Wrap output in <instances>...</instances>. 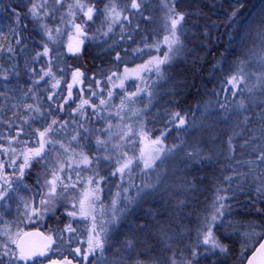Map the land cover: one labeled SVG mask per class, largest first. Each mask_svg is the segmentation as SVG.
Segmentation results:
<instances>
[{"label": "trees", "instance_id": "trees-1", "mask_svg": "<svg viewBox=\"0 0 264 264\" xmlns=\"http://www.w3.org/2000/svg\"><path fill=\"white\" fill-rule=\"evenodd\" d=\"M102 1L87 0L86 6H95L97 10L93 13L91 21L85 23L87 17L84 13L73 21V25L82 24L87 33V38L81 37L84 42L80 46V51L74 53L65 47L58 49L49 41L40 26L47 23L41 20L37 22L31 15H25L33 0H0V18L10 23L12 31L9 42V47L12 49L10 58L18 66L14 69L27 78L31 76L33 79L39 78L38 89L44 93L45 125L52 118L67 121L62 133L66 134L65 131H67L68 142L79 144L89 158L99 159V163L97 159H92L90 165H84V168L74 176H69L70 178L58 172L63 184L68 187L65 190L58 182L55 203L48 211L42 210L43 206L39 204V200L47 199L41 194L46 193L47 187L43 186L44 181L52 178L53 170L49 168L42 170L44 167L41 163L38 166L33 164V171L27 173L28 177L33 178L32 182L30 179H27V182L33 185V189H38V194L34 195L36 202L34 201L33 206L41 209L33 213L29 220L30 227H39L53 234L57 241L55 252L58 255L62 254L58 256L61 258L73 257L75 245H81L82 253L87 251V240L92 231V216L95 217L97 232L102 226L106 229L112 226L114 213L116 219L121 218L131 203H135L136 198L145 190V185L152 186L160 176L164 157L170 152L168 149L173 145L180 146L184 144L185 138L188 139L191 123H194L201 103L207 95L210 94L211 97L217 95L218 100L219 93L231 89V87H222L223 82L226 83L235 75L227 68L229 61L238 64L242 62L240 53L232 46V25L234 27L236 19L246 9L258 8L261 0H172L175 11L185 13L177 32L182 41L181 52L173 57L170 64L162 65L163 79L158 78L154 70L140 72L139 76L129 74L126 79H123V88L120 84L125 68L137 69V66L144 65L153 57L163 58L168 53L166 47L158 41L161 38L162 30L160 29L162 28L154 21L155 17L162 15L159 9L161 0H137L141 3V8L138 10L129 8L124 11L120 22L115 23L108 34L104 33L98 23ZM239 1L241 5L238 8L233 6L234 2ZM12 9L21 13L19 25L15 22L16 18ZM54 9L57 11L56 8ZM233 11H237L236 17L231 16ZM154 12L158 15L155 16ZM124 16L128 19L124 20ZM30 22H33V26ZM75 34L74 30L72 37ZM45 45L49 49L47 55L43 54ZM137 49L142 51H136ZM49 68L54 78L44 76V79H41L40 77ZM76 69H81L84 75L81 78L82 83L72 88V98L69 99L67 85L72 83V73ZM108 77L112 79L109 80ZM56 80L60 83L54 88ZM258 83V86H254L253 93L243 95L244 100L257 106L255 110L263 117L257 122H249L246 131L233 139L232 151L209 157L206 161L210 165L208 171L216 175L212 177L218 176L220 188L218 194L227 195L229 199L225 203L231 205V211H226L221 217L219 227L214 233L219 241L227 246V252L221 253L217 249L215 252L205 254L207 245L191 236L190 240L183 239L182 248L176 247L174 252L166 250L171 262L175 259L177 264H185L188 260H191L192 264H244L245 258L251 251L250 246L256 244L264 234V211L257 210H264V202L259 200L255 192L261 180L264 179V173L261 171L264 165L254 168L249 163L256 159L261 150H264V81ZM242 84L241 82V86L235 89L236 94H242L239 93ZM229 85L226 83V87ZM79 89H83V92ZM138 89H144V91L138 92ZM109 90L112 91L111 98L107 95ZM160 91L163 93L161 94ZM92 92L97 95L92 96ZM133 93L136 95L127 99ZM49 96L52 100L48 99ZM81 99H90V103L96 105H99L100 99H105L108 103L100 106L98 110L86 106L85 114L81 116L75 111ZM121 101L124 102L122 108ZM61 105L62 108L57 111L56 109ZM50 111L51 115L48 114ZM175 112H179L185 119L183 126H178V118L175 124L172 122L171 114ZM80 125L83 127L81 128ZM109 125H111L110 128ZM141 125H143V131L148 133V139L139 135ZM20 126L23 125H12L16 129ZM129 128L131 132H128ZM165 128L168 129V134L163 139L165 151L160 154V158L155 161L152 168H143L141 162L139 167L134 164L131 175L125 174L123 180L119 175H110L115 170V161L121 158V153L139 157L141 152H144L146 157L149 154L154 156V146L150 140L159 137ZM85 129L88 131L85 132ZM24 130L25 133H35L33 129L26 131L24 128ZM3 131L7 133V137L15 134V131L10 129L4 128ZM125 132H128V135L121 139ZM74 135H77L76 141L72 140ZM97 138L106 140L107 143L103 146L98 145ZM19 139L26 141L27 147L37 146L35 134L31 136L21 134ZM116 141H119L121 145L114 147ZM246 141L247 144H245ZM2 144L3 148L13 147L19 151L25 147L18 141H12L9 144L7 139L0 140V145ZM3 148H0V160L6 162L11 155L4 153ZM47 149L48 145L45 151ZM108 150H110L109 154L105 155L104 152ZM104 157H111V160ZM39 167L41 169L37 170ZM8 168L12 167L5 164L4 171L15 184L12 175L15 170L10 171ZM193 169L194 167L188 166L181 173L190 174ZM45 172H47L46 175ZM202 173L206 172L202 171ZM89 177H93L94 180H98L99 177L105 179L99 181L101 189L98 193L99 200L85 202V211L90 215L82 216L80 200L86 191L96 187L95 183L89 185ZM227 177H231V180L226 179ZM188 179L192 184L190 178ZM183 180H186L185 175ZM193 181L199 183V176ZM67 196L69 200H66ZM129 198H135L134 202H128ZM209 199L210 197L206 198V201ZM249 199L256 201L255 205L250 203ZM72 212L76 215H69ZM181 213L183 210H179V214ZM68 226L75 231L68 232ZM101 235L103 236V233ZM59 247L62 248V252L58 250ZM194 250L198 252L195 259L192 257ZM98 255V253L89 255L87 261L77 255V259L82 264H93L98 259ZM3 259L7 264V260Z\"/></svg>", "mask_w": 264, "mask_h": 264}, {"label": "rangeland", "instance_id": "rangeland-1", "mask_svg": "<svg viewBox=\"0 0 264 264\" xmlns=\"http://www.w3.org/2000/svg\"><path fill=\"white\" fill-rule=\"evenodd\" d=\"M33 2H43V0H33ZM76 2L77 0H62L61 3H56L54 0H47L45 8L41 10L42 18L40 20L47 23L46 25L51 30L54 39L50 40L47 35L46 37L58 49L64 47L69 49L72 32L75 30L73 21L87 10V0H79L86 6L83 11L76 7ZM114 2L118 9L123 10V13L130 8L131 4V0H114ZM108 3L109 0L102 1L98 20L100 28L107 34L110 32L108 26L111 21L106 19V14L102 10ZM173 4L172 0H161L159 9L162 15L157 16L158 14L154 12L157 16L154 21L157 22V25L160 24L162 28L160 29L162 30L161 38L158 41L167 50L168 47L163 43V39L170 35L169 17L172 15L170 9L173 8ZM240 5V1L233 4L236 8ZM45 11L48 12L46 16L43 15ZM71 12H74L75 16L71 15ZM236 21L234 27L232 25V46L240 53L241 56L238 55V57H242L243 64L229 61L227 68L233 74H237L242 68L241 74L245 77L242 82L244 85L242 84L239 89V93L242 94L232 95L236 88L232 85L226 87V83L223 82V88L231 87V89L219 93L218 100L217 95L215 97L214 95L212 97L210 94L207 95L204 102L201 103L194 123H191L188 139L185 138L184 144L166 154L163 167L160 169V176L153 185L145 188L136 198V202L131 203L127 208L126 213L106 229L104 257L102 260H95L93 264H172L166 250L174 252L176 247L182 248L183 239L190 240L191 236L202 241V233L207 230V225L211 221L212 205L218 195L217 190H220L218 185L213 186L214 189H212L208 184L210 181H206L209 178L207 171L210 169V165L206 161L209 160V157L232 151L229 147V138H231V143H234L233 139L246 131L252 117L255 118V122L261 117V114L255 110L257 106L244 100V95L253 93L254 86L256 87L259 85L258 82L264 81V0L260 1L258 8L247 10ZM9 24L6 19L0 18V136L3 137L8 136L3 131L4 128L11 131L16 130V127H12L13 124H22L26 131L29 129H33V131L36 129L43 130L46 126V111L43 109L44 93L38 89L39 78L33 79V76L27 78L25 75L16 72L14 68L18 66L10 58L11 54L8 49L10 48L9 42L12 31ZM56 29H59V32ZM168 54L171 55V53ZM160 93L163 92L160 91ZM241 102L245 105L243 109L238 107ZM27 105H32L33 108L39 106L44 116H38L35 111L27 108ZM245 117H247V121ZM65 132L66 134L62 133L61 130L53 139L62 142L68 151L61 148L59 143L54 147L48 145L46 152H50V154L47 168L57 170L59 163H63L64 171L60 173L64 177L70 178L69 176H74L75 173L84 168L85 164L79 163V161L81 159L80 153L86 155V152L80 148L79 144L68 142L67 131ZM13 134L9 137L14 136ZM0 140L6 141V139ZM120 145L119 141L114 143V147ZM19 152L17 149V155ZM109 152L110 150L105 151L104 154L107 155ZM197 152L199 156L193 160L189 153ZM9 154L12 157V154ZM16 163L19 165L22 163V159L17 160ZM41 166L44 167L42 170H48L44 164ZM188 166L194 167L193 171L190 174L181 173ZM40 169L41 167L37 170ZM202 171L206 173H202ZM213 174L212 176H216ZM183 175H185L186 180H183ZM197 176H199V183L193 181ZM215 178L219 181L218 176ZM27 179L25 182L23 181L26 187L21 186L17 195L9 200L7 205L0 207V230H9V235L13 240H18L17 234L20 235L27 225H30L29 220L33 215L30 210L26 214L24 203L33 204L34 201L36 202L34 195L38 194V189H33V185L29 184ZM68 197L66 200H69ZM208 197L210 199L206 201ZM179 210H183V213L179 214ZM176 215L178 216L176 217ZM188 215L190 217H187ZM193 216H202L203 220L192 223L190 218ZM220 219L215 221L212 227L213 233L217 231ZM3 243H8L12 249L16 247L4 236L3 231H0V244ZM160 243H164L166 247L164 252H158L157 246ZM80 246L75 245L74 250ZM250 247H254V244ZM80 249L82 253L83 250ZM2 250L0 248V251ZM58 250L62 252L61 247ZM77 258L78 256L74 253V256L68 260H72L73 264H77V262L82 264Z\"/></svg>", "mask_w": 264, "mask_h": 264}, {"label": "snow or ice", "instance_id": "snow-or-ice-1", "mask_svg": "<svg viewBox=\"0 0 264 264\" xmlns=\"http://www.w3.org/2000/svg\"><path fill=\"white\" fill-rule=\"evenodd\" d=\"M55 2L61 3L62 0H55ZM46 4H47V0H43V2H33L31 4V7L28 10V13H26L25 15H31V17L34 20L39 22L40 19L42 18L41 10L45 8ZM76 7L78 9H80L81 11H83V9L86 6L82 3H80L79 0H77ZM69 8L71 9V6H69ZM140 8H141V3H138L137 0H131L130 9H137L138 10ZM95 11H97L95 9V6L87 7V11L84 12V15L87 17L85 23H87V21H91L93 19V13ZM170 11L172 12V15L169 17L170 35L164 37L163 43L167 45L168 53H171V55L166 53L163 58L153 57L152 59L147 61L144 65L137 66V69H134V70H129V69L125 68L124 75L121 78V84H120L121 88L124 87L123 79H126L129 74L139 76L140 72H153V70H154L155 75L158 78L163 79L164 78V72L162 69V65L170 64L173 57H175L179 52H181L182 41L180 39V35H178L177 32H178V26H181L182 21L184 20L185 13L176 12L174 8L170 9ZM237 11H233L231 16L236 17ZM12 12L16 18L15 22L17 23V25H19L21 18H22L21 13L16 11L15 9H12ZM102 12L104 14H106V19L111 21V23L108 26L109 31H111L112 24L120 22L121 17L123 16V10L118 9L114 0H109V3L105 5ZM70 14L75 16L74 12H71ZM43 15H45V16L48 15V12L45 11L43 13ZM123 19L127 20L128 17L124 16ZM40 26L43 28L45 34L49 37L50 40L54 39V37L52 36V32L50 29H48L47 25H40ZM74 29L76 32V44H75V46L70 44L69 45V51L78 53L80 51V45H82L84 42L83 39H80V37L87 38V33L84 31V28L80 24H75ZM56 31L59 32V29H56ZM105 34H107V33H105ZM158 46L159 45H157V47ZM8 51L11 52L12 49L9 48ZM136 51H142V50L137 49ZM48 52H49V49L45 45L43 54L47 55ZM38 55H40V54L38 53ZM117 59H119V57H117ZM241 63L243 64V62H241ZM241 73H242V68H241L240 72L233 75L229 80L226 81V83L232 85L234 88H238L240 83L245 80L244 75ZM83 75L84 74L79 69H76L75 71H73L72 77H71L72 83L67 85L68 98L69 99L72 98V91H71L72 88L74 86L82 83L81 78L83 77ZM113 75H115V73H113ZM44 76H53V78H54V74L51 72L50 68L48 71L44 72L43 76H41L40 78L44 79ZM108 79L111 80L112 77H108ZM59 83H60V81L56 80V83L53 85V87L54 88L57 87L59 85ZM79 91L83 92V89H79ZM139 91H144V89H138V92ZM91 95L95 96V95H97V93L92 92ZM107 95L109 98H111L112 97V91L109 90ZM135 95H136V93H133L127 99H131ZM149 95H151V93H149ZM232 95H236V92L233 91ZM48 99L52 100V97L49 96ZM65 103H67V101H65ZM107 103H108V101H106L105 99H100L99 105L91 104L90 99H81L80 104L77 106L75 111L79 112L81 114V116H83L85 114V107L86 106H90L93 110H98L100 106H104ZM123 106H124V102L121 101V108ZM26 107L35 111L38 114V116H44V113L41 111L39 106H36L35 108H33L32 105H27ZM238 107L243 109V108H245V105L243 102H241L238 105ZM60 108H62V105L59 108H57L56 110L59 111ZM48 114L51 115V111ZM117 116H119V113H117ZM177 118H178V126H183L185 124V119L180 115V113L175 112V113L171 114V120L174 124L177 122ZM245 120L247 121V117H245ZM25 123H27V120H25ZM67 123H68L67 121H59L56 118H52L51 121L46 124V126L43 128V130L36 129L35 133H32V132L25 133L23 126H20L15 130L14 136H10V137L0 136V139H7L9 144H11L12 141H18L20 144L25 145L24 149L22 151H20L18 155H17V149L16 148H13V147L3 148V146L0 145V148H3L4 153H11L12 154V157L9 158L6 162L3 160H0V207L7 205V202L9 200L13 199V197L15 195H17L18 189L21 186L26 187V185H24V182H23V177L25 175L26 169H31L33 167L34 163L37 166L40 165L41 163H43L46 168L48 167V165H49L48 157H49L50 152L45 151L47 145H52L54 147L57 143H59L61 148H64L65 151H68V149L65 148V146L62 142L56 141L53 139L54 136H56L58 133L61 132L62 129L65 128ZM80 127L82 128L83 125H80ZM110 127H111V125H109V128ZM87 131L88 130L85 129V132H87ZM131 131H132L131 128H129L128 132H131ZM128 132H125L121 136V139H123L124 136L128 135ZM21 134H25V135H29V136L35 134L37 137V139L35 141L37 146L36 147H27V142L19 139ZM167 134H168V129L165 128L163 131H161L159 137H157L156 139L150 140V143L154 146V152H155L154 156L149 154L146 157L144 152H141L139 157L128 156L127 153H121V158L117 159L115 161V164H116L115 170L112 173H110V175H112V176L119 175L121 180H123L125 174H128L129 176L131 175L133 165L135 164L137 167H139V164L141 162L143 163V168H145V169L152 168L153 165L155 164V161L160 158V154L165 151L163 139ZM77 135H79V133ZM77 135H74L72 137L73 141L77 140ZM139 135L145 139H148V133L143 131V125H141V132L139 133ZM96 143L98 145L103 146L107 143V141L100 139V138H97ZM245 144H247V141L245 142ZM176 147H179V146L173 145L172 148L168 149V151H172V149H174ZM229 147H230V150H233V146L231 144V138H229ZM189 155L192 157L193 160H195L196 157L199 156V153L198 152L197 153H189ZM80 156H81V159H80L79 163H82L85 165H90L92 163V159H97V163H99L98 158H95V157L89 158L84 153H80ZM21 159H22V163L17 165L16 161L21 160ZM104 159L111 160V157H104ZM57 162L59 163V161H57ZM249 163L254 168H260L261 165H264V150H261L258 153L256 159L249 162ZM5 164H7L8 166L15 169V171L12 174L14 179H15V186H14L13 179H10L8 174L4 171ZM63 171H64V164L59 163V168L57 170H53L51 172L52 178L50 180L44 181L43 186L47 187V191H46V193H42L41 195L46 196L47 199L41 198L39 200V204L41 206H43V209H42L43 211H48L50 206L54 205L58 182L63 186V188L65 190L67 189L68 185L63 184L61 177L58 175V172H63ZM261 171H262V173H264V169H262ZM44 174L46 175L47 172H45ZM104 179H105L104 177H99L98 180H94L93 177L88 178L89 185L95 183L96 187L94 189H91L90 191H86L84 193L83 198L80 200V215H82V216L90 215L89 212L85 211V202L90 201V200H99L98 193L101 191L100 186H99V181L104 180ZM226 179L231 180V177H227ZM37 183H38V186H40L39 181ZM145 187L147 188L150 186L145 185ZM124 190L127 191V189H124ZM217 191L219 193V189ZM240 191H243V190L240 189ZM255 192H256V195L259 198V200L261 202H264V179L261 180V183L255 189ZM137 195H139V193ZM233 195H235V193H233ZM228 199H229V197L227 195H219L218 194L216 197V200L213 202V205H212L213 213L211 215V221L207 225V230L202 233L203 239H202V241H200L204 245L208 246L207 248H205V254L209 253V252H215L217 249L221 253L227 252V246L223 245L219 241V239L214 235V233L212 231V227H213L215 221H217L219 218L224 216L226 211L227 212L231 211V205L225 203V201H227ZM134 200H135V198H129L130 202H134ZM249 202L252 203L253 205H255V203H256V201H253L251 199H249ZM113 203L115 204V202H113ZM24 208L26 210V214H28V210H30L32 213L41 211V209L34 207L33 204H29L28 202L24 203ZM257 210L258 211H264L261 209H257ZM69 215L75 216L76 213L72 212V213H69ZM115 219H116V217H115V213H114L113 214V222H115ZM92 220H93L92 231L90 232V234L88 236L87 251L84 253H81L80 248H76L74 250L77 255L82 256L84 261L88 260L89 255H96L97 253L99 254L97 257L98 259L102 260L104 257V250H105V243H106V240L104 237H106V235H107V230L105 227L102 226L99 229V232H97V226L95 223V217L94 216H92ZM0 231H3L4 236H6L8 238V240H10L11 244L16 245L15 249H12L9 247L8 243L0 244V248L3 249L2 251H0V264H5V260L2 258H6L7 264H30V262H33V264H36V258L39 256H44L48 250V244L51 243V237H47L45 239L48 241V244H45L43 247L38 248L36 246L26 245L22 241L13 240L11 238V236L9 235V230H7V229H3ZM67 231L73 232L75 230L72 229L71 226H68ZM101 233H103V236L101 235ZM17 236H19V234H17ZM257 252L261 256H264V244H260L259 249H257ZM197 255H198V252L194 250L192 252V257L195 259L197 257ZM53 264H73V261L68 260V259H64L63 261H54ZM77 264H79V262H77ZM172 264H177L175 259L172 261ZM185 264H192V261L191 260L185 261ZM249 264H256L255 259L250 260Z\"/></svg>", "mask_w": 264, "mask_h": 264}, {"label": "water", "instance_id": "water-1", "mask_svg": "<svg viewBox=\"0 0 264 264\" xmlns=\"http://www.w3.org/2000/svg\"><path fill=\"white\" fill-rule=\"evenodd\" d=\"M75 44H76V34L73 36V39H72V45L75 46ZM79 70L81 71V69ZM47 237H51V236H49L48 234H46L44 231L40 229H32V230H28L25 233H23L19 241H22L26 245L36 246L39 248V247H43L45 244H48V241L45 239ZM260 244H264V237L259 242V244L256 246V248L251 252V254L247 257L245 264H249V261L253 259H255L256 264H264V256H261L257 252V249H259ZM51 245H52V238H51V243L48 244V249L51 247ZM47 253H48V250L46 254ZM53 262L54 261H49L45 264H53Z\"/></svg>", "mask_w": 264, "mask_h": 264}, {"label": "bare ground", "instance_id": "bare-ground-1", "mask_svg": "<svg viewBox=\"0 0 264 264\" xmlns=\"http://www.w3.org/2000/svg\"><path fill=\"white\" fill-rule=\"evenodd\" d=\"M247 10H249V9H246L244 12H246ZM30 25L31 26H33V22H30ZM263 116H261V117H259V119H261ZM255 122V118L254 117H252L251 119H250V122ZM257 122V121H256ZM208 172H209V174H208ZM207 174H208V177L210 178L211 176H212V173H210V171H207ZM210 181V183H209V185L212 187V189H214V187L213 186H219V184H218V181H217V179L215 178V177H213L211 180H209ZM190 220L193 222V223H195V221H197V220H199L200 222L203 220V218H202V216H193V217H191L190 218ZM157 248H158V252H164L165 251V249H166V247H165V245H164V243H160L158 246H157Z\"/></svg>", "mask_w": 264, "mask_h": 264}, {"label": "flooded vegetation", "instance_id": "flooded-vegetation-1", "mask_svg": "<svg viewBox=\"0 0 264 264\" xmlns=\"http://www.w3.org/2000/svg\"><path fill=\"white\" fill-rule=\"evenodd\" d=\"M8 170H15V169H12V168H8ZM29 171H33V167L31 168V169H26L25 170V175H24V177H23V181L25 182L26 181V177H27V173L29 172ZM30 180H31V182L33 181V178H29ZM29 224H31V223H29ZM27 227H28V225H27ZM29 228V227H28ZM27 228V229H28ZM14 249H15V247H14ZM48 260V259H47ZM46 260V258H42V257H39V258H36V262L38 263V264H43L45 261H47ZM41 262V263H40ZM36 263V264H37ZM30 264H33V262H30Z\"/></svg>", "mask_w": 264, "mask_h": 264}]
</instances>
